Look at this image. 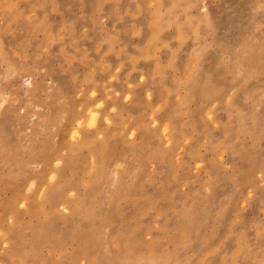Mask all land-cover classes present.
Masks as SVG:
<instances>
[{
	"label": "rangeland",
	"instance_id": "1",
	"mask_svg": "<svg viewBox=\"0 0 264 264\" xmlns=\"http://www.w3.org/2000/svg\"><path fill=\"white\" fill-rule=\"evenodd\" d=\"M41 263L264 264V0H0V264Z\"/></svg>",
	"mask_w": 264,
	"mask_h": 264
},
{
	"label": "bare ground",
	"instance_id": "2",
	"mask_svg": "<svg viewBox=\"0 0 264 264\" xmlns=\"http://www.w3.org/2000/svg\"><path fill=\"white\" fill-rule=\"evenodd\" d=\"M86 144V143H85ZM56 188V187H55ZM59 188V187H58ZM58 188H56L57 189V191L59 190ZM53 190H55V189H53ZM60 192V191H59ZM57 194V193H56ZM92 194V193H91ZM53 195V194H52ZM55 195V194H54ZM57 197V196H56ZM57 199V198H56ZM79 203V202H78ZM77 204V203H76ZM83 208V207H82ZM86 208H87V206H86ZM84 210H85V208H84ZM87 212H88V210H87ZM94 228V227H93ZM88 233V232H87ZM83 236V235H82ZM133 241V240H132ZM134 243V242H133ZM128 250V249H127ZM42 264V263H41ZM57 264V263H56ZM61 264V263H60Z\"/></svg>",
	"mask_w": 264,
	"mask_h": 264
}]
</instances>
